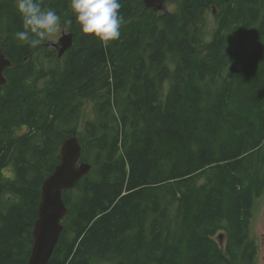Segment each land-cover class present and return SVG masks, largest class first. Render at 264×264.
Returning <instances> with one entry per match:
<instances>
[{
  "label": "trees",
  "instance_id": "obj_1",
  "mask_svg": "<svg viewBox=\"0 0 264 264\" xmlns=\"http://www.w3.org/2000/svg\"><path fill=\"white\" fill-rule=\"evenodd\" d=\"M173 1L176 12L119 0L121 35L104 44L80 33L71 0H37L74 40L48 70L16 38L15 0H0V42L14 64L0 87V264H28L43 182L78 134L82 100L97 93L98 117L79 136L92 169L63 192L48 264H257L264 0ZM41 48L54 61L57 49Z\"/></svg>",
  "mask_w": 264,
  "mask_h": 264
},
{
  "label": "water",
  "instance_id": "obj_2",
  "mask_svg": "<svg viewBox=\"0 0 264 264\" xmlns=\"http://www.w3.org/2000/svg\"><path fill=\"white\" fill-rule=\"evenodd\" d=\"M168 0H143L147 8L154 11H167ZM72 33H64L57 42L46 43L54 46L61 58L72 46ZM14 64L3 52L0 42V87L8 81L7 68ZM60 163L44 180L38 219L33 230L34 243L28 264H48L63 230L62 220L68 211L63 192L76 187L78 182L92 169V164L82 161V145L78 135L67 138L60 149Z\"/></svg>",
  "mask_w": 264,
  "mask_h": 264
},
{
  "label": "clouds",
  "instance_id": "obj_3",
  "mask_svg": "<svg viewBox=\"0 0 264 264\" xmlns=\"http://www.w3.org/2000/svg\"><path fill=\"white\" fill-rule=\"evenodd\" d=\"M119 0H71V9L80 33L107 44L117 40L123 17ZM23 30L15 35L19 41L39 44L58 31L60 16L53 9H45L37 0H16Z\"/></svg>",
  "mask_w": 264,
  "mask_h": 264
},
{
  "label": "rangeland",
  "instance_id": "obj_4",
  "mask_svg": "<svg viewBox=\"0 0 264 264\" xmlns=\"http://www.w3.org/2000/svg\"><path fill=\"white\" fill-rule=\"evenodd\" d=\"M15 5H16V0H15ZM166 7L168 11H178L179 10V2L178 1H173V0H168L166 2ZM45 9H49V7H43ZM51 9V8H50ZM163 12V11H160ZM4 29V27H3ZM68 27L66 26V23L64 20L60 19V25L58 28V31L51 34L48 38L44 39L41 41L39 44H35L34 46L37 49L38 56L44 59V64L45 68L50 70L55 66L60 67L61 64L63 63V59L58 57V53H52L54 61H50L48 57H50L51 52H47L46 49H42L41 46L45 45L46 43L50 42H57L64 33H68ZM6 37L5 31H2L0 33V41ZM51 50V49H50ZM49 76L47 77H42L40 79V84L43 87L47 86ZM126 98L125 93H121L118 97V104H123L124 99ZM83 107L81 110L80 117L78 118V137L80 134L84 133V128L85 124L89 120H94L98 117V104L100 102V93H97L94 97H89L86 99H83ZM176 145V146H174ZM173 148H169L173 151V153L180 154L181 153V147L177 144H174ZM91 162V161H88ZM5 174H10L11 169L10 167H7L4 169ZM250 234L251 237L255 240L257 243V255H256V263L257 264H264V192L263 194L257 198L256 204H255V210H254V215L252 218L251 222V227H250ZM94 264H110L108 261L105 262H99V263H94Z\"/></svg>",
  "mask_w": 264,
  "mask_h": 264
}]
</instances>
